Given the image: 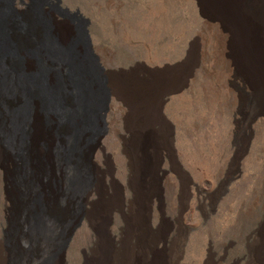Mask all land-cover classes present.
I'll return each mask as SVG.
<instances>
[{"label": "rangeland", "instance_id": "obj_1", "mask_svg": "<svg viewBox=\"0 0 264 264\" xmlns=\"http://www.w3.org/2000/svg\"><path fill=\"white\" fill-rule=\"evenodd\" d=\"M115 1L85 7L49 0L79 10L89 19L94 50L108 71L111 89L107 135L95 154L96 185L90 199L104 207L98 208L102 212L91 221H83L65 260L59 257L54 264H121L114 256L127 239L129 201L134 197L127 155L133 152V133L152 136L147 154L151 188L157 193L151 197L150 207L147 204L144 219L153 237L148 242L131 239L137 243L135 264H168L175 254L178 264H247L252 244L264 228V118L251 120L256 104L262 105L257 90L247 82L243 69L230 71L215 57L217 27L206 22L211 12L208 3ZM17 6L27 8L19 0ZM52 15L57 28L62 23L67 29L62 31L77 33V21ZM155 70L173 72L180 90L160 98L145 97L138 103L133 99L126 103L114 94L113 82L118 89H128L145 83ZM41 121L45 128L53 126L45 112ZM39 138L37 150L52 151L41 163L28 158L29 145V151L24 147L20 155L2 147L0 244L11 249L22 232L33 235V172H38L44 206L51 216L74 207V202L65 198V173L52 156L57 140L47 143L46 133ZM94 205H88L92 213ZM143 209L137 206L138 218H142ZM57 231L49 233L56 248ZM31 248L32 244L24 245L26 250Z\"/></svg>", "mask_w": 264, "mask_h": 264}, {"label": "bare ground", "instance_id": "obj_2", "mask_svg": "<svg viewBox=\"0 0 264 264\" xmlns=\"http://www.w3.org/2000/svg\"><path fill=\"white\" fill-rule=\"evenodd\" d=\"M19 1L27 8L18 9L17 0H0V164L3 165L4 159L2 147L20 155L28 145V158L32 160L33 157L35 163L44 161L52 151L48 148L45 150L47 153L40 152L37 145L40 134L46 133L44 140L47 143L57 140L52 156L59 163L61 173H65V198L71 199L74 207L70 211L67 208L59 211L56 217L51 216L44 206L45 196L38 172H33L34 225L30 223L33 235L22 232L20 237L17 236L16 250L0 244L3 252L0 264H54L59 257L65 260L69 244L83 221H91L104 207L101 202L94 205L90 199L96 185L93 169L95 154L107 135L111 89L108 71L94 50L88 29L89 19L79 10L71 11L51 4L49 0H30L31 4ZM64 2L70 6L85 7L116 3L115 0ZM189 2L211 6L206 22L217 27L215 57L222 60L230 71L244 70L247 82L257 90L262 104L259 107L256 104L251 120L264 118V0ZM52 14L77 21V33L72 35L62 31L67 30L62 28V23L57 28ZM167 73L163 70L151 71L145 83L129 85L124 90L118 89L113 82L114 94L126 103H131L132 99L138 103L144 102L145 97L148 100L150 97L160 98L166 93L174 94L181 86L175 85L173 72ZM166 81L170 87L164 84ZM42 112L51 119V128L41 125ZM132 139L133 152L127 154L134 193L129 201L127 220V239L130 242L123 239L114 256V261L121 264H135L137 261V243L132 238L148 242L153 237V230L146 227L144 219L147 204L153 195H157L151 188L152 175L147 154L152 136L149 133H133ZM211 189L214 190V185ZM210 199L214 200V193H211ZM88 205H94V213ZM137 206L144 207L142 218L136 214ZM53 229L58 230V248L49 241V233ZM30 244V250L24 249V245ZM13 254H16L15 258ZM177 256L171 257L168 264H178ZM247 264H264V228L252 244L251 259Z\"/></svg>", "mask_w": 264, "mask_h": 264}]
</instances>
